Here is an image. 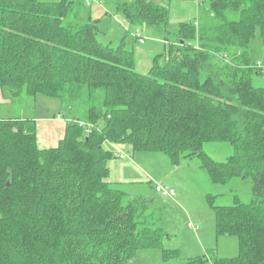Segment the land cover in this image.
<instances>
[{"label": "trees", "instance_id": "16d2710c", "mask_svg": "<svg viewBox=\"0 0 264 264\" xmlns=\"http://www.w3.org/2000/svg\"><path fill=\"white\" fill-rule=\"evenodd\" d=\"M111 1L168 46L146 74L125 39L112 45L86 16L85 0H0V89L84 111L54 148L39 147L34 120L0 118V264H127L139 250H160L161 264H264V86H254L264 73L249 52L256 30L264 42V0H194L198 16L175 33L167 6ZM106 141L173 167L197 159L216 185L248 180L247 203L204 198L216 234L238 239V256L165 249L160 213L109 181ZM208 143L232 153L213 160Z\"/></svg>", "mask_w": 264, "mask_h": 264}, {"label": "rangeland", "instance_id": "374dc122", "mask_svg": "<svg viewBox=\"0 0 264 264\" xmlns=\"http://www.w3.org/2000/svg\"><path fill=\"white\" fill-rule=\"evenodd\" d=\"M101 1L107 6L111 14L116 12L111 0ZM149 1L168 7V4L162 0ZM180 2L181 4L183 2L188 4L184 5V7H179L182 14L181 16L174 17L173 13H171L169 30L172 33L176 32L177 24L189 21L198 16L196 1L180 0ZM173 9L172 3L171 10ZM184 10H186L187 17H184ZM200 15H202V13ZM144 27L146 26L138 27L145 38L144 44H135L131 42L132 38H127L129 36L125 37V44L127 48L131 50L132 46H130L129 43L134 45V49L137 47V49H139V56H143L145 65H149L150 68L154 56L165 53L168 46L157 32L155 34L145 33ZM125 35L126 34H124V36ZM118 43L113 42L112 45ZM249 52L253 62H261L264 65V42L260 36L259 30L255 32V36L250 43ZM136 57L138 58V52L135 50V59ZM139 67L141 68H138V72L141 74H146L149 70L143 69L144 62H142ZM254 86H264V75L254 77ZM4 91L10 93L8 89ZM9 98L12 101V105H0V117L12 118L18 116L17 114H19L21 109V116H27L30 119L35 116L58 118L60 115L62 116L61 121L63 124L69 122V120L73 121V119L84 120V111L79 104L74 105L68 101L47 98L42 95L32 98L22 94L18 99ZM14 101H16V103ZM53 113L56 114L54 117L52 116ZM39 122L38 125L41 123ZM57 144L58 143H48L45 147L41 148H54ZM103 147L106 151L111 153V156L107 160L109 169L108 179L112 182L115 181L114 183L126 184L128 189L133 193L129 192L131 195L145 198L147 203L160 213L159 216L161 218L160 222L162 229L164 233L168 235V238L165 237L162 241V246L165 249L177 250L180 253L181 259L196 258L206 253H213L218 259H234L238 256V239L234 236L216 234L215 215L213 210L206 206L208 209L203 208V210L207 211V215L203 216L197 212L195 213L197 217L201 218L200 224V222L198 223L194 219L184 217L182 213L183 209L177 203H191L193 206L200 205V203L205 205L204 198L208 194L216 196L214 203L217 205H231L236 197L241 202L247 203L251 200L252 196L251 185L248 180L233 179L226 185H216L210 181L206 172L200 168V161L197 159L185 161L179 168H173L165 156L148 152L135 153L138 155H135L136 159L134 158V161H131V158L125 161H118L117 155L124 154L128 156V154L134 153L132 151L128 152L126 147H113V145L107 141L104 142ZM203 150L216 161H225L232 153L230 146L217 143L205 144ZM167 164L170 167V171H174L170 172L172 176L169 179L175 185H168L163 177L164 172H166L165 167H167ZM129 166L135 168L139 176L132 177V175L127 177L126 169ZM127 179L130 181H127ZM154 185H158L162 188H165V186L173 188L175 199L167 195L157 194ZM189 220L199 228L196 234L193 229L188 227L187 224ZM161 263L160 250H139L133 261L127 264Z\"/></svg>", "mask_w": 264, "mask_h": 264}, {"label": "crops", "instance_id": "0c3cea01", "mask_svg": "<svg viewBox=\"0 0 264 264\" xmlns=\"http://www.w3.org/2000/svg\"><path fill=\"white\" fill-rule=\"evenodd\" d=\"M40 1L46 2V3H58L61 0H40ZM124 1L131 2L132 0H124ZM162 1H165L166 4H168L169 10H170L169 20H170L171 13H173L174 17L181 16L182 14H181L179 7L180 6L184 7V5L188 4V3L185 4L184 2L181 4L180 0L179 1L178 0H176V1L162 0ZM172 3H173V7H174L173 10H171ZM84 4H85V9L87 10L86 16H89L93 21L96 22V25L99 28V30L103 33V36L108 41H110L111 43L121 42V40L125 39L126 36H129L127 38L134 39V33L136 30H138L139 33L141 34L138 27L129 24L121 15L111 14L110 10L107 9V6H105L101 0H85ZM183 12L185 15L184 17H187L186 10H184ZM144 31H145V33L147 32L148 34H152V33L155 34L156 33V31L154 29L149 28V27H144ZM124 34H126V35L124 36ZM141 36L143 37L142 34H141ZM131 42L135 43L132 40H131ZM144 43H145V38H144L143 43H137L136 42L135 44H144ZM131 44L129 43V45L132 46V49L134 51V56H135V50L138 52V58L136 57V59H135L136 70L138 71V68H141L139 66L142 62H144L143 69L148 70L149 65L148 66L145 65V61H144L143 56H139V49H137V47H136V49H134V47H133L134 45H131ZM9 97H11L10 93H7L6 91H3L0 89V105H12V101ZM14 102L16 103V101H14ZM17 115L18 116H14L12 118H28L27 116H21V109H20L19 114H17ZM55 115H56L55 113L52 114L53 117ZM0 118H3V117H0ZM61 118H62V116H60V115L58 116V118H49V116H35L33 118L31 117V119L34 120L35 124H36V141H37V144L39 145L40 148L45 147L48 143H59L58 141L61 140V138L63 137L65 127L67 124V123L63 124L61 121ZM38 122L40 123L39 125H38ZM61 131H62V134H61ZM111 145H113V147H118V146L119 147H126V150H130L128 148V146H126V145H114V144H111ZM56 146H54V147H56ZM46 148H48V147H46ZM50 148H52V147H50ZM135 155L137 156L138 154H135V153L132 154L131 159H130L131 161H134ZM125 160L126 159H123V160L118 159V161H125ZM137 161H140V160H137ZM107 166H108V164H107ZM166 166H167V167H165L166 172H164V176H163L165 178V182L168 185H171V184L175 185L169 179L172 176L170 174V172H174V171H170V167L168 164ZM173 168H179V166L173 167ZM126 173H127V177H130L132 175H133L132 177L139 176L136 169L131 167V166L127 167ZM127 181H130V180L127 179ZM113 182H115V181H113ZM130 183H132V182H130ZM155 186L156 185H154V187ZM165 188L173 189V188H169V186H165ZM157 194H159V193H157ZM159 195H162V194H159ZM171 198L175 199V195H174V197H171ZM177 204L180 207H182V209H183L182 213L184 214V217H186L188 219H194L198 223L200 222V224H201V221H200L201 218L197 217V214H195V213L197 212L199 214H202L203 216L208 214L207 211L203 210V208L208 209L206 207V204L204 205V204L200 203V205H197V206H193L191 203H177ZM214 215H215V213H214ZM189 223H191L192 225L195 226V224L191 220H189L188 224ZM195 227H196V229H194L193 231L196 234L199 228L197 227V225ZM166 238H168V235L166 236Z\"/></svg>", "mask_w": 264, "mask_h": 264}, {"label": "built area", "instance_id": "2783aa9c", "mask_svg": "<svg viewBox=\"0 0 264 264\" xmlns=\"http://www.w3.org/2000/svg\"><path fill=\"white\" fill-rule=\"evenodd\" d=\"M135 38L137 39V41L139 42V43H143L144 42V38L138 33V32H135ZM254 69L257 71V72H262V73H264V65H263V63H256L255 65H254ZM131 156H132V154H128V156L127 155H124V154H120V155H117V158L119 159V160H123V159H126V158H131ZM154 189H155V192L156 193H159V194H162V195H167V196H169V197H173L174 196V190L173 189H167V188H162V187H160V186H158V185H156L155 187H154ZM188 227L190 228V229H196V227L194 226V225H192L191 223H189L188 224Z\"/></svg>", "mask_w": 264, "mask_h": 264}]
</instances>
